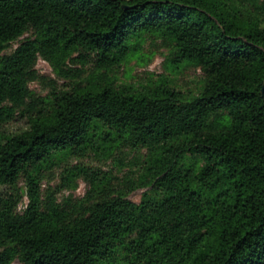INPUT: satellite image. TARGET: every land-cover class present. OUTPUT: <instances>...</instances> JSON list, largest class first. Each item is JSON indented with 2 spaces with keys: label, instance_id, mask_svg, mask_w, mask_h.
Returning <instances> with one entry per match:
<instances>
[{
  "label": "trees",
  "instance_id": "1",
  "mask_svg": "<svg viewBox=\"0 0 264 264\" xmlns=\"http://www.w3.org/2000/svg\"><path fill=\"white\" fill-rule=\"evenodd\" d=\"M149 35L202 70L198 94L116 81ZM40 57L72 86L35 92ZM15 118L26 127L0 130V264H264V0H0V129ZM100 139L147 149L140 183L77 167L85 196H44L43 164Z\"/></svg>",
  "mask_w": 264,
  "mask_h": 264
},
{
  "label": "rangeland",
  "instance_id": "2",
  "mask_svg": "<svg viewBox=\"0 0 264 264\" xmlns=\"http://www.w3.org/2000/svg\"><path fill=\"white\" fill-rule=\"evenodd\" d=\"M28 35H31V32L25 34ZM19 44L20 40L13 42L5 52L11 53ZM177 60L179 57L174 53V48L169 42L164 41L160 36L149 35L139 54L115 68L113 76L118 83H129L137 88L155 83H167L181 90L188 97L198 94L203 85L202 70ZM69 65L82 68L81 64L74 65L69 62ZM37 70L45 76V79L42 82H32L31 88L42 97L48 96L54 87L56 91L64 90L70 88L74 82L71 79L60 78L51 64L41 57L37 62ZM85 70H91V66H85ZM25 127V120L15 118L4 124L0 130L12 133ZM146 153L147 149L144 147L132 150L122 142L107 143L101 139L90 143L86 149L74 148L67 153L55 152L51 161L43 164L41 168V190L44 196L49 189L53 190L59 201L70 196L74 198L85 196L92 185L86 175L82 174L83 171L81 172L77 167L86 168L88 173L92 170L96 171L102 180L101 183L105 185L108 182L111 189L128 190L140 183L145 172ZM72 171L81 175L71 181L68 176ZM19 186L24 194L19 210L23 211L28 203V186L25 177L21 178ZM148 189L146 186L133 188L129 191V198L139 202ZM12 264H23V262L16 258Z\"/></svg>",
  "mask_w": 264,
  "mask_h": 264
}]
</instances>
